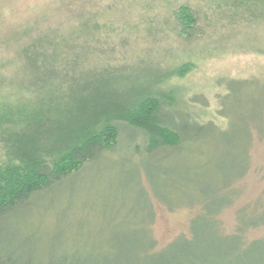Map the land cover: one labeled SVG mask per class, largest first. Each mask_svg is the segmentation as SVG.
I'll list each match as a JSON object with an SVG mask.
<instances>
[{"label":"trees","instance_id":"obj_1","mask_svg":"<svg viewBox=\"0 0 264 264\" xmlns=\"http://www.w3.org/2000/svg\"><path fill=\"white\" fill-rule=\"evenodd\" d=\"M61 1L70 7L67 17L72 22L60 40L52 44L41 33L42 21L28 24L24 35L32 38L25 45L22 63L9 76L12 88L25 94L16 106L28 109L30 116L12 109L11 120L17 123L0 131V149L7 159L2 169L12 165L18 170L9 187L4 185L12 171L0 170V264H117L113 259L81 261L74 255L41 263L34 253L35 242L29 236L22 238L19 224L13 226L9 219L28 208L36 196L74 179L85 164L103 154L118 152L123 162L133 156L138 161H154L166 159L173 151L184 154V150L196 162L170 159L186 167L181 179L189 186L187 201L199 202L202 211L191 219L188 233L178 235L160 251L152 249L153 258L137 264H264V238L247 235L264 225V191L254 207L246 205L238 211L234 231L226 232L216 218L231 203L230 183L248 168V150L240 175L215 176L214 169L207 167L211 163L207 154L214 150L209 142L228 127L223 99L231 83L242 81H221L223 92L217 94L214 112L195 93L189 96L182 82L201 53L183 56L180 52L177 63L165 65L164 60L175 53L167 44L153 55L145 51L129 61L124 51L113 48L118 45L109 43L115 32L119 37L132 28L130 1L106 3L99 9L89 2ZM210 4L215 11L221 5L231 10L252 5L264 12V0H211ZM175 14L178 36L184 39L193 30L201 32L194 11L181 6ZM255 129L259 131L256 126L251 130ZM23 170L26 175L18 176Z\"/></svg>","mask_w":264,"mask_h":264},{"label":"rangeland","instance_id":"obj_2","mask_svg":"<svg viewBox=\"0 0 264 264\" xmlns=\"http://www.w3.org/2000/svg\"><path fill=\"white\" fill-rule=\"evenodd\" d=\"M73 1L89 2L92 8L130 1L128 20L131 19L132 28H126L119 37L115 32L109 41L118 45L113 48L124 51L129 61L145 51L153 55L160 45L166 44L175 53L164 60L165 65L177 63L181 53L183 56L188 52L201 53L196 67L182 82L189 96L195 93L212 111L217 107V94L223 92L221 81L232 78L242 81L229 86L230 93L223 99L229 115L228 127L225 133L211 139L209 144L214 150L207 154L211 157L207 167L214 169L215 176L230 179L246 167L244 155L248 150V168L229 185L233 189L231 203L216 215L226 232L234 231L238 211L246 205L254 207L264 191L263 9L243 5L231 10L232 7L221 5L215 11L211 0ZM181 6L195 12L201 28V32L193 30L184 39L178 36L174 18ZM69 9L61 0H0V131L17 123L11 120L12 109L16 108L24 117L30 116L27 108L26 111L16 106L25 94L16 92L9 79L22 63L25 45L32 38L24 35L27 25L42 21L41 33L48 35L53 44L72 22L67 17ZM126 38L123 43L118 42ZM254 126L260 132L252 131ZM177 153L173 151L166 159L154 161H138V156H133L125 162L118 152L103 154L85 164L74 179L50 193L36 196L9 223L13 226L18 223L22 238L29 236L30 242H35L34 253L41 263L49 259L54 263L64 255H74L81 261L113 259L117 264L151 260L155 254L152 249L160 251L178 235L188 233L191 219L202 211L199 202L187 201L189 186L181 179L186 167L170 157L179 163L190 160L194 163L196 159H191L185 150L184 154ZM6 160L0 149V170L13 172L4 185L9 187L18 170H13L12 165L2 169ZM5 175L2 176L6 179ZM19 175L25 176L26 170L19 171ZM247 235L264 238V225L252 228Z\"/></svg>","mask_w":264,"mask_h":264}]
</instances>
